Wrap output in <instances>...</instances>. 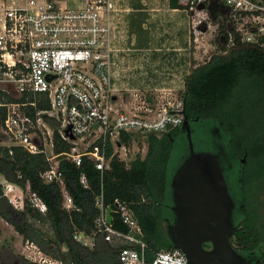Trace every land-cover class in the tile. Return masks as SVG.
Returning <instances> with one entry per match:
<instances>
[{"label":"built area","instance_id":"obj_1","mask_svg":"<svg viewBox=\"0 0 264 264\" xmlns=\"http://www.w3.org/2000/svg\"><path fill=\"white\" fill-rule=\"evenodd\" d=\"M118 1L0 0V94L8 98L0 102L6 110L0 132L7 137L0 145L43 155L47 168L41 178L46 184L59 185L68 211L74 202L65 187L60 158L76 167L86 158L102 179L115 157L127 165L134 158L121 141L123 133L146 139L180 128L186 119L184 99L178 95L153 100L135 90L126 102L120 97L121 78L132 69L124 66L131 64L134 45L126 47L121 36L119 13L126 10L119 8ZM220 1L241 42L258 43L264 37V0ZM182 2L198 10L206 0ZM233 38L229 33V44ZM180 90L185 91V83ZM40 104L47 109L39 110ZM56 136L71 146L69 151L55 152ZM80 183L89 188L86 174H81ZM1 185L16 210H24L28 198L41 213L47 212L29 187L23 190L6 180ZM95 207L99 212L94 219L96 232L106 242L129 245L120 251V264H188L186 255L176 248L159 251L148 260L142 229L128 204L115 200L107 205L103 187ZM113 215L119 216L126 232L113 227ZM83 238L89 237L84 232L74 234L80 243ZM83 245L92 247L93 242ZM26 249L38 264H62L28 241Z\"/></svg>","mask_w":264,"mask_h":264},{"label":"trees","instance_id":"obj_2","mask_svg":"<svg viewBox=\"0 0 264 264\" xmlns=\"http://www.w3.org/2000/svg\"><path fill=\"white\" fill-rule=\"evenodd\" d=\"M172 2L178 6L174 0ZM226 13L228 16V11ZM228 19L229 23L220 25V51L204 64L192 66L185 78V114L189 120L199 118L208 127L219 129L220 136L209 131L202 141L198 140L201 151L216 153V146L220 144L231 159L237 161L236 164L246 155L244 167L252 164L256 168V172L249 173L255 181L264 176V37L258 43H243L234 23ZM229 33L234 36L231 44ZM2 97L0 94V101ZM38 109H47V106L40 104ZM5 112L0 108V127ZM46 120L57 128L53 121ZM5 141L7 137L0 132V142ZM56 141L57 154L70 150L71 146L59 142L57 136ZM121 141L129 145L131 136L123 133ZM145 142L147 153L144 157L137 154L129 165L115 157L102 179L90 160L85 158L81 167H76L60 158L65 187L74 202L70 211L63 207L59 185L46 184L41 178L47 168L43 155H32L18 146L0 145V175L23 190L29 187L30 193L47 207V212L41 213L27 198L24 210H16L4 196L0 184V219L13 226L24 242L35 244L44 254L62 264H120V251L129 245L106 242L94 226L99 213L95 198L103 187L107 205H112L115 200L128 204L142 229L148 260L159 251L174 249L162 224L165 209L172 204V179L187 156L181 152L187 141L176 128L163 135L150 134ZM81 174L87 175L88 189L80 183ZM243 182L248 184L249 179ZM243 211L246 216L235 224L231 244L238 252L259 253L260 245L264 244V223L261 225L258 216L251 214L248 196L243 202ZM113 216V227L126 232L119 216ZM76 232H84L91 238L92 247L76 241ZM2 233L0 224V237ZM0 264L34 263L16 256L9 246L0 245Z\"/></svg>","mask_w":264,"mask_h":264},{"label":"water","instance_id":"obj_3","mask_svg":"<svg viewBox=\"0 0 264 264\" xmlns=\"http://www.w3.org/2000/svg\"><path fill=\"white\" fill-rule=\"evenodd\" d=\"M182 128L189 155L171 182L176 220L169 227L170 240L188 264H246L231 244L234 203L218 158L195 152L187 119Z\"/></svg>","mask_w":264,"mask_h":264},{"label":"rangeland","instance_id":"obj_4","mask_svg":"<svg viewBox=\"0 0 264 264\" xmlns=\"http://www.w3.org/2000/svg\"><path fill=\"white\" fill-rule=\"evenodd\" d=\"M126 1L127 0H124L123 2L119 0L118 3L119 5H124V7L122 8H127V3L129 4V2ZM136 2H139V0H130V4H135ZM180 2L183 7H187L189 12H191V25L189 29V34L191 35V38L190 41H184L181 45V64L183 67L182 73L179 75H174V73L169 71V69L167 68L172 67L169 65V61L165 62V64H167V67H164L163 70L158 69L159 67L152 62L150 57L153 51L147 50L148 48H143L144 50H139V47L136 46V44L131 47L129 40L126 41V47L133 48L134 52L131 54V64H125L124 68H133L135 67V65H137V63L134 65L135 55H138V57L141 58L140 64L142 68H134L133 70L130 69L125 74V77L123 79L121 78V91H119V95L121 98H123L125 102L128 100L130 94L133 93L135 90H139L144 95L152 97L153 100L157 96H159L160 98H174L176 95H178L182 98L184 92L183 90H180V88H183L185 78L188 74H190L191 67L194 65L197 66L204 64L212 57V55L220 51V46L218 43V38L221 35L220 25L222 23H229V19L226 13L227 11L224 7L225 5L223 4V2H220V0H206V3L201 6L200 9L192 11L184 2H182V0H180ZM124 14L126 13H119L120 16ZM119 30L121 32L122 29ZM130 33H127V35L130 36ZM159 63L161 64L160 61ZM171 63L174 64L175 62L171 61ZM5 100H8V98L6 96H3L1 101ZM205 133L208 134V130H205ZM145 141L146 139H143L141 137H131V143L128 145L129 156L135 157L137 154H141L144 157L147 153V144ZM194 143L195 145H197V150H200L201 148L198 146V137L196 135L194 137ZM181 152H183V150H181ZM246 169L248 175L249 173L256 172V170H254L256 168H254L252 164ZM252 178L253 177H250L249 175V183L247 184L249 190V208L251 214L258 216L259 223L263 225L264 176L261 179L259 178L255 181L251 180ZM4 182V177L0 175V184H4ZM27 195L28 194H26L25 192V196ZM240 218H242V216H240ZM236 219L239 220V217H235V221ZM0 224L3 229L2 236L0 237V245L9 246L16 256L22 257L31 263L38 264L33 261V259L28 257L31 252L29 253L26 249L27 242L23 241V238L15 231L14 227L2 219H0ZM84 243H92L91 238H83L82 244ZM14 260L16 259L14 258ZM14 260L12 259V261Z\"/></svg>","mask_w":264,"mask_h":264},{"label":"crops","instance_id":"obj_5","mask_svg":"<svg viewBox=\"0 0 264 264\" xmlns=\"http://www.w3.org/2000/svg\"><path fill=\"white\" fill-rule=\"evenodd\" d=\"M121 1L124 2V0ZM172 1L139 0L135 4H130V0H127L126 2H129L127 8H122L123 4L118 5L119 8L126 10L123 11L126 14L119 16V29L123 30H121V36L124 40H129L130 44H136L139 50L148 48L147 50L153 51L150 57L152 62L159 67L158 69L163 70L167 67L165 62L169 61L172 67L167 69L174 75H179L183 71L181 45L184 41H190L191 38L189 34L191 12L183 7L180 0H174L178 6ZM127 33H130V36ZM140 62L141 58L135 55L134 65L136 63L137 65L132 69H141Z\"/></svg>","mask_w":264,"mask_h":264},{"label":"flooded vegetation","instance_id":"obj_6","mask_svg":"<svg viewBox=\"0 0 264 264\" xmlns=\"http://www.w3.org/2000/svg\"><path fill=\"white\" fill-rule=\"evenodd\" d=\"M186 119L189 122L191 137L194 142L195 135L198 136V140L202 141L204 135H206L205 130L213 131L219 135V129L213 126H207L205 122H201L199 118H195L189 120L188 117ZM185 119V121H186ZM185 123V122H184ZM183 127V126H182ZM180 127V133L183 134L185 140L187 141V132ZM194 148L196 153H208L206 151L197 150V146L194 143ZM183 152L186 156L185 160L187 159L189 152L185 146L182 148ZM217 156L219 165L222 170L223 177L225 179L226 185L228 187L229 194L232 198L234 203V210H233V222L234 226L236 223H240L246 214L243 211V202L248 196L249 190L247 183H244L243 180H248L249 175L247 174V169L244 167L246 164V155L237 161L232 160L231 157L227 154V152L222 148L220 144L216 146V153H213ZM184 160V161H185ZM236 165H235V164ZM246 178V179H245ZM173 201L171 205H168L165 209L166 217L163 221L162 228L164 233L169 237V227L173 226L176 220V215L173 211ZM242 216V218H240ZM238 218L239 220L236 219ZM238 252V251H237ZM259 253L255 252H238L244 259L246 264H264V244H261L259 247Z\"/></svg>","mask_w":264,"mask_h":264}]
</instances>
